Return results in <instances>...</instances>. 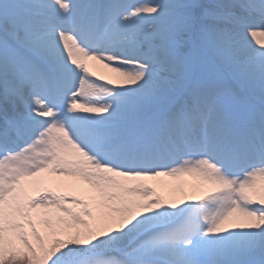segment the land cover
I'll use <instances>...</instances> for the list:
<instances>
[{"label": "snow or ice", "instance_id": "obj_1", "mask_svg": "<svg viewBox=\"0 0 264 264\" xmlns=\"http://www.w3.org/2000/svg\"><path fill=\"white\" fill-rule=\"evenodd\" d=\"M0 264H264V0H0Z\"/></svg>", "mask_w": 264, "mask_h": 264}, {"label": "bare ground", "instance_id": "obj_2", "mask_svg": "<svg viewBox=\"0 0 264 264\" xmlns=\"http://www.w3.org/2000/svg\"><path fill=\"white\" fill-rule=\"evenodd\" d=\"M89 65L93 71H96L98 73V75L102 74L107 77L115 76V74L111 73L109 70L103 69L102 66H97L95 62L90 61ZM148 182L154 184L156 187L162 188L165 192H168L170 199L171 198L178 199V196H179L178 192L180 191L182 192V195H184L185 192H190V191L192 192L190 185L201 183L196 177L191 176L189 174H182L181 176L176 177V178L167 177V176L158 177L155 180H150ZM52 185L53 187L56 188L55 184H52ZM45 186L49 187L50 183L46 184ZM205 187H210V185H205ZM59 190H63V189H59Z\"/></svg>", "mask_w": 264, "mask_h": 264}, {"label": "rangeland", "instance_id": "obj_3", "mask_svg": "<svg viewBox=\"0 0 264 264\" xmlns=\"http://www.w3.org/2000/svg\"><path fill=\"white\" fill-rule=\"evenodd\" d=\"M127 2L128 3H135V2H137V0H127ZM49 187H53V185H52V183H50V186ZM53 188H55V187H53ZM157 188V192L160 194V195H162L163 197H165V199H170L169 197V195H168V192H165L162 188H160V187H156ZM57 190H59V189H57ZM179 193V196H178V199L177 200H179V199H181V198H183V196L184 195H182V192L180 191V192H178ZM177 193V194H178ZM190 195L192 194V192L190 191V192H188ZM200 193L199 192H196V195H199Z\"/></svg>", "mask_w": 264, "mask_h": 264}]
</instances>
